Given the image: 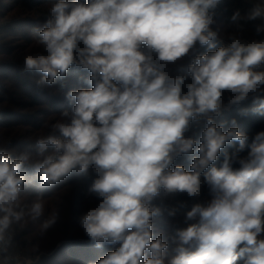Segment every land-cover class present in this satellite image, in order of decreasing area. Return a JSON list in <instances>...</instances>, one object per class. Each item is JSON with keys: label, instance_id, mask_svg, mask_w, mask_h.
Wrapping results in <instances>:
<instances>
[{"label": "clouds", "instance_id": "9594fccd", "mask_svg": "<svg viewBox=\"0 0 264 264\" xmlns=\"http://www.w3.org/2000/svg\"><path fill=\"white\" fill-rule=\"evenodd\" d=\"M222 0H57L38 30L43 54L24 59L38 84L53 85L71 68L87 87L67 92L71 112L33 152L0 153V243L24 211L15 204L26 167L52 187L73 171L95 176L98 203L80 218L96 247L114 250L96 264H264V131L251 138L235 118L264 116V39L231 38L216 47L212 29ZM231 23L264 22V0ZM264 32V23L256 28ZM197 43L209 51L183 58ZM211 49H215L212 51ZM176 65L177 72L169 66ZM58 133V135L56 134ZM51 149V151H49ZM247 149V151H246ZM222 163L216 166L219 157ZM178 161H186L185 163ZM206 190V195L203 196ZM199 202L170 242L154 235L161 195ZM183 207L184 204L181 203ZM43 204L33 201L30 215ZM177 209H168L175 216ZM54 221L45 222L49 227Z\"/></svg>", "mask_w": 264, "mask_h": 264}, {"label": "trees", "instance_id": "16d2710c", "mask_svg": "<svg viewBox=\"0 0 264 264\" xmlns=\"http://www.w3.org/2000/svg\"><path fill=\"white\" fill-rule=\"evenodd\" d=\"M56 2L57 0L0 2V153H7L13 159L26 149L33 152L30 162L38 159L31 146H34L38 139L52 134L56 120L65 110L71 111L72 105L66 99L67 92L87 87L80 80V77L86 76L87 73L74 67L69 70L66 78L58 79L53 85L38 84L42 74L24 70L26 56L43 54V46L38 42V30L44 27L49 18V9ZM256 2L258 0H222L216 10L214 24H220L223 29L214 26L212 29L217 31L219 36L224 30L223 39L229 42L233 37L250 41L262 39L263 33L256 31L257 26L261 24L260 20L242 22L243 26L240 28L230 20L235 11L245 13ZM214 43L217 48L225 46L219 40ZM207 51V46L200 47L197 43L195 50L183 58L182 63L186 65L194 55ZM169 69L174 74L177 72L176 65H170ZM251 104L252 100L249 99L239 108L233 107L224 114V118H235L240 129L249 133V145L257 132L264 131V116L240 115V108L250 107ZM51 116L53 119L49 121ZM222 160L223 157H219L216 166H219ZM179 162L185 163L187 168L186 161ZM25 171V186L19 197H24V200L20 207H15L16 211L23 210L24 215L19 221L12 222L5 233L4 244L13 246L28 264H65L56 259L63 250H69L65 257L71 259L74 264H96L107 252L114 250L109 245L98 248L86 235L80 236L75 231L81 228L82 215L98 203L96 194L90 192L95 179L91 171L88 175H78L73 171L52 187L41 186L36 173L27 167ZM204 195L206 190L202 199ZM165 199L168 202L166 204ZM36 200L43 204V211L40 215L33 216L29 214L28 209ZM196 202L199 201L186 194L165 195L163 191L153 201L155 206L162 209L161 214L152 221L153 238L159 234L170 242L169 258L175 255L172 251L175 245L171 243L170 237L175 235L177 229L187 226L184 223L185 214ZM181 203L184 204L183 207ZM170 208L177 209L175 216L168 214ZM49 220L54 222L45 228L44 224ZM237 264H242V261Z\"/></svg>", "mask_w": 264, "mask_h": 264}, {"label": "rangeland", "instance_id": "374dc122", "mask_svg": "<svg viewBox=\"0 0 264 264\" xmlns=\"http://www.w3.org/2000/svg\"><path fill=\"white\" fill-rule=\"evenodd\" d=\"M14 13V12H13ZM261 23H264L261 21ZM212 26H214L215 28L217 29H223V26H220V24H213ZM224 31V30H223ZM223 31L222 33L220 34V36L218 35V38L217 40L221 41L222 43L225 44V46H227L230 42L223 39L224 37V34H223ZM263 33V38L264 39V32ZM242 43H250L252 41H250L249 39H240ZM258 71H264V65H261L260 68L257 69ZM251 100V99H250ZM69 111V110H68ZM71 112V111H69ZM53 119L52 116L48 119L49 121ZM68 120L67 117H64L63 115L61 117L58 118V120H56V123L58 122H66ZM55 123V124H56ZM53 129V128H52ZM31 137V136H30ZM24 198V197H23ZM23 198H20L19 200H17L16 204H15V207H20L21 203L23 202ZM165 204L168 203L167 200L165 199ZM51 230V229H50ZM78 232V234L80 236L82 235H85L84 231L82 230V228H78L77 230H75ZM45 237H43L44 239ZM2 246H4L7 251L13 256L14 258V261H13V264H28L29 262H27V260L24 259V257L19 254L18 252H16L13 248V246L9 245V244H4V243H0ZM69 250H63L62 252L59 253L58 257L56 258L57 261L59 262H62V263H65V264H74V262L69 259L68 257L66 258L65 255L68 253Z\"/></svg>", "mask_w": 264, "mask_h": 264}, {"label": "built area", "instance_id": "2783aa9c", "mask_svg": "<svg viewBox=\"0 0 264 264\" xmlns=\"http://www.w3.org/2000/svg\"><path fill=\"white\" fill-rule=\"evenodd\" d=\"M13 261V256L0 244V264H13Z\"/></svg>", "mask_w": 264, "mask_h": 264}]
</instances>
